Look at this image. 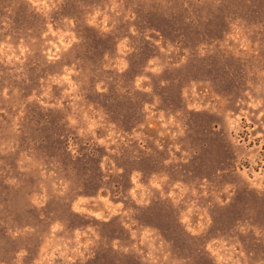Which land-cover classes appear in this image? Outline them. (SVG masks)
<instances>
[{
    "label": "rangeland",
    "instance_id": "rangeland-1",
    "mask_svg": "<svg viewBox=\"0 0 264 264\" xmlns=\"http://www.w3.org/2000/svg\"><path fill=\"white\" fill-rule=\"evenodd\" d=\"M0 264H264V0H0Z\"/></svg>",
    "mask_w": 264,
    "mask_h": 264
}]
</instances>
